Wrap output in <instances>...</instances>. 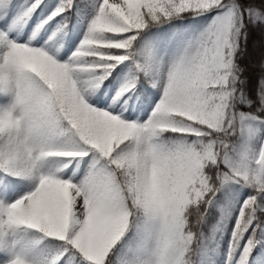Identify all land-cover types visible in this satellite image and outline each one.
I'll use <instances>...</instances> for the list:
<instances>
[{"label":"snow or ice","instance_id":"snow-or-ice-1","mask_svg":"<svg viewBox=\"0 0 264 264\" xmlns=\"http://www.w3.org/2000/svg\"><path fill=\"white\" fill-rule=\"evenodd\" d=\"M89 9L64 58L49 42L70 48L69 17ZM121 73L113 103L92 100ZM154 92L142 123L114 109ZM230 185L247 193L223 264H248L258 243L264 264V0H0V264H214Z\"/></svg>","mask_w":264,"mask_h":264},{"label":"trees","instance_id":"trees-1","mask_svg":"<svg viewBox=\"0 0 264 264\" xmlns=\"http://www.w3.org/2000/svg\"><path fill=\"white\" fill-rule=\"evenodd\" d=\"M57 2H58V0H44V3L46 5H51V6H54ZM77 2H78V0H73V5L75 6V4ZM89 2L91 3V0H89ZM46 14H47L46 12L41 13V17L43 15H46ZM91 15H92V10L89 9L87 16L83 20H81L78 16H76L75 13H74V16H76V19H73V17H69V21H70L69 27L67 29H65L64 31L68 32L69 29H71L70 34L73 37V43L71 44V47L70 48L68 47V36L67 35H58L56 38H54L52 41L49 42L51 44L52 48L59 47L61 54L64 56V58H66V55L70 54L71 51L74 50L76 45L78 44V42L80 40L81 32L83 31V28L85 27V23L87 21V18L90 17ZM211 15H212L211 13H208L205 16L197 17L196 22L202 26L203 24L207 23V19L210 18ZM36 22L37 21L34 17L33 20L29 21V25L34 26V24ZM188 23H189V21H187V20L172 21V25H177V26L187 25ZM172 25H165L163 27L166 30V29L170 28ZM30 26L26 27L25 31L30 33L31 32ZM56 26H57V21H55V20L50 21L49 24L45 25L44 29L41 30L39 36L37 37V40L40 43H43L45 40H47L46 38L50 36V33H52L56 29ZM157 31H161V30L160 29H151L150 30V32H157ZM246 43H247V41L245 40V44ZM33 45L39 46V44H37L36 41H33ZM122 79H123V73H121V75L119 77H117L115 80H113L112 77L110 76L109 81H112V83L105 81V83L102 84L101 87L99 89H97L96 92L93 94L92 100H95L96 97L99 96L101 100L107 101V103L104 106L108 107V104L113 103L112 102V96L114 95L116 88L119 86ZM158 99H159V93L154 92L153 95L148 98V101L141 102V100L137 99L136 94L133 93L131 99L128 102L121 101L119 104L114 105V109L119 108L120 110H122L124 112V115L127 116L128 111L131 108V110L133 112H135V115L132 117V119L138 120L139 122L142 123L144 120H146L148 118L149 113L152 111V107L158 101ZM137 105H139L142 110L136 111ZM96 106L99 107V105H96ZM256 143H257V147H258L259 141H257ZM239 146H240V142L237 141V147H239ZM46 163L52 167L55 166L54 160H49ZM230 188H231L233 194L235 195V199L233 201V203L235 204V207L232 208V217L228 220L227 227L224 228L222 232L220 230L215 231V233L213 234V238L211 240V243H208V245H207V248H208L207 255L212 258V260L214 261V264H223L225 253L227 251V242L230 238L231 227H232V224L234 223V218H235L236 212L238 211L239 203L244 198V194L247 193V189L241 190V189H239V186H237V185H230ZM217 195L219 197V194H217ZM260 203L262 206H264V201H260ZM218 215L219 214L215 208L210 209V214L208 215V217L205 221L204 228H203L205 235H207L209 233V230L213 226H216L217 229L220 228V226L216 224V221L218 219ZM256 215L260 219V221L262 222L261 227H264V213L258 211L256 213ZM253 223L255 225L256 222L254 221ZM250 231H251V229L249 230V232ZM248 235H249V233H245L244 239L241 241V246H243L244 240L247 239ZM254 238L257 241H261L262 243H264V231H261V228H257ZM53 244H54V241L43 240V241H41L40 246L43 248H46V249H50ZM260 248H261V244L258 243L252 249V251L248 257V264H259ZM238 255H239V249L237 250V256Z\"/></svg>","mask_w":264,"mask_h":264},{"label":"rangeland","instance_id":"rangeland-1","mask_svg":"<svg viewBox=\"0 0 264 264\" xmlns=\"http://www.w3.org/2000/svg\"><path fill=\"white\" fill-rule=\"evenodd\" d=\"M86 24H87V21H86V23H85V26H86ZM84 31H85V27L83 28V31L81 32L80 39L82 38V36H83V34H84ZM51 34H52V33H50V35H51ZM25 39H27V36H23V39H21L20 42L23 43V41H24ZM46 39L48 40V37H47ZM79 41H80V40H79ZM78 43H79V42H78ZM45 167L48 168V167H52V166H50L49 164L45 163Z\"/></svg>","mask_w":264,"mask_h":264}]
</instances>
